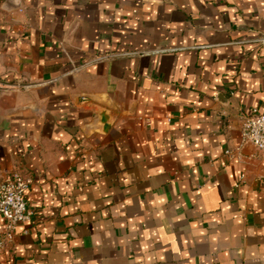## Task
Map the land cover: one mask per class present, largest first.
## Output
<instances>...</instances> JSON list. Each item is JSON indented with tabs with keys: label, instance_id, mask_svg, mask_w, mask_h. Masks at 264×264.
Listing matches in <instances>:
<instances>
[{
	"label": "crops",
	"instance_id": "0c3cea01",
	"mask_svg": "<svg viewBox=\"0 0 264 264\" xmlns=\"http://www.w3.org/2000/svg\"><path fill=\"white\" fill-rule=\"evenodd\" d=\"M263 35L264 0H0V264H264Z\"/></svg>",
	"mask_w": 264,
	"mask_h": 264
},
{
	"label": "built area",
	"instance_id": "2783aa9c",
	"mask_svg": "<svg viewBox=\"0 0 264 264\" xmlns=\"http://www.w3.org/2000/svg\"><path fill=\"white\" fill-rule=\"evenodd\" d=\"M258 41L264 43V35ZM241 139L243 143H249L264 153V108L260 111L253 109L249 115L243 116ZM31 183V176L20 171H13L0 180V215L3 218L0 252L13 242L17 225L31 220L33 211L26 201V191Z\"/></svg>",
	"mask_w": 264,
	"mask_h": 264
},
{
	"label": "water",
	"instance_id": "95a60500",
	"mask_svg": "<svg viewBox=\"0 0 264 264\" xmlns=\"http://www.w3.org/2000/svg\"><path fill=\"white\" fill-rule=\"evenodd\" d=\"M7 3L12 6V0H7ZM221 98V96H220ZM100 124L102 125V132L107 131V129L109 128V123H108V116L105 110H102L100 113Z\"/></svg>",
	"mask_w": 264,
	"mask_h": 264
}]
</instances>
